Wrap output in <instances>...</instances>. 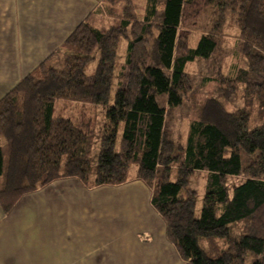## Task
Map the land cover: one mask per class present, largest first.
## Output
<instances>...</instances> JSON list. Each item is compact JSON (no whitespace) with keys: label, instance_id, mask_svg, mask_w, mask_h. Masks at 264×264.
<instances>
[{"label":"trees","instance_id":"16d2710c","mask_svg":"<svg viewBox=\"0 0 264 264\" xmlns=\"http://www.w3.org/2000/svg\"><path fill=\"white\" fill-rule=\"evenodd\" d=\"M138 1L103 0L91 16L110 26L83 21L55 52L58 68L44 61L0 99V206L9 215L59 180L89 190L140 181L186 264H264V0H145L142 13ZM209 11L208 31L193 47L188 33ZM230 12L240 31L235 54L247 68L211 81L225 99L205 100L177 145L167 109L191 93L187 65L218 51ZM122 39L126 59L116 73ZM239 85L245 106L229 111L225 101ZM198 171L209 174L200 215L190 187ZM228 177L244 179L230 187Z\"/></svg>","mask_w":264,"mask_h":264},{"label":"crops","instance_id":"0c3cea01","mask_svg":"<svg viewBox=\"0 0 264 264\" xmlns=\"http://www.w3.org/2000/svg\"><path fill=\"white\" fill-rule=\"evenodd\" d=\"M102 1L0 0V99L83 21L98 20ZM151 198L140 181L92 190L56 181L9 215L0 206V264H186Z\"/></svg>","mask_w":264,"mask_h":264},{"label":"rangeland","instance_id":"374dc122","mask_svg":"<svg viewBox=\"0 0 264 264\" xmlns=\"http://www.w3.org/2000/svg\"><path fill=\"white\" fill-rule=\"evenodd\" d=\"M139 9L142 13L146 2L145 0L138 1ZM211 12L209 11L202 19L201 28L188 33L189 44L195 47L203 33L208 31V25L211 20ZM103 18V17H102ZM96 26L106 25L110 26V21L107 18L90 21ZM115 25H119V20L114 21ZM239 28L237 26L236 15L231 12L228 13L225 25L226 37L222 41L218 51L210 59L198 58L194 62L187 65V73L191 81V93L185 98L184 103L178 107H172L167 109L166 118V130L169 134L170 139L177 145L184 144L188 132L189 125L193 119H196L200 106L207 99H222L224 100L223 92L218 91L212 84L211 81L216 80L220 77L230 76L233 74L237 67L247 68V64L244 58H239L235 54L236 43L238 41ZM127 52V41L122 39L118 48L117 57V69L116 73L119 72V67L125 62ZM22 55V52H21ZM54 57V56H53ZM48 65L51 67H59V61L57 59H49ZM33 72V71H32ZM262 79L255 76L254 81L259 82ZM116 87L112 96L115 95ZM246 99V88L244 85L238 86V92L232 98L225 101L227 109L229 111H235L242 109L245 106ZM256 116L254 117L255 123H260L257 120L258 106H255ZM105 109H99V120L97 124V138L95 147L92 154L93 163L96 164L98 160L100 150L101 133L104 124ZM245 159V158H244ZM245 159L244 164H246ZM209 174L207 172L198 171L193 174L190 178V187L198 192L197 200V215H200L202 210L204 197L206 194V188L208 184ZM242 177H228L227 184L230 187L240 185L243 182ZM232 189V188H231ZM239 230V229H238ZM220 243V242H219ZM201 245L205 248L209 247L206 240L201 241Z\"/></svg>","mask_w":264,"mask_h":264}]
</instances>
